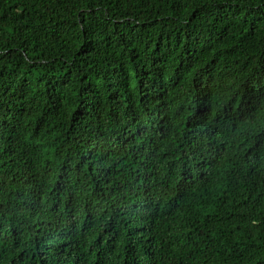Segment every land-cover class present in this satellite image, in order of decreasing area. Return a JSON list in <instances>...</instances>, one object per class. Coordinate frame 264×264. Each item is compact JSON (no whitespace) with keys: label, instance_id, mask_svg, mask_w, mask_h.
Returning a JSON list of instances; mask_svg holds the SVG:
<instances>
[{"label":"trees","instance_id":"obj_1","mask_svg":"<svg viewBox=\"0 0 264 264\" xmlns=\"http://www.w3.org/2000/svg\"><path fill=\"white\" fill-rule=\"evenodd\" d=\"M0 264H264V0H0Z\"/></svg>","mask_w":264,"mask_h":264}]
</instances>
